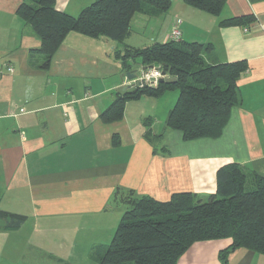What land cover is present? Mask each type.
Wrapping results in <instances>:
<instances>
[{
	"label": "crops",
	"instance_id": "1",
	"mask_svg": "<svg viewBox=\"0 0 264 264\" xmlns=\"http://www.w3.org/2000/svg\"><path fill=\"white\" fill-rule=\"evenodd\" d=\"M35 1L0 0V212L23 218L17 228L0 218V264H96L86 254L110 243L128 200L204 198L216 191V172L233 163L264 177V0H225L219 17L170 0V9L178 3L172 14L134 15L123 44L68 34L48 68L17 12ZM93 1L55 0V8L75 17ZM177 12L189 20L181 41L210 45L207 63L248 65L237 82L241 102L217 139L184 141L166 129L173 105L160 110L163 96L128 101L120 120H102L129 89L125 49L165 43ZM244 16L254 18L248 27L219 25ZM135 20L148 32L140 47L126 42ZM229 245L194 243L176 264H222ZM226 264H264V256L237 249Z\"/></svg>",
	"mask_w": 264,
	"mask_h": 264
},
{
	"label": "trees",
	"instance_id": "2",
	"mask_svg": "<svg viewBox=\"0 0 264 264\" xmlns=\"http://www.w3.org/2000/svg\"><path fill=\"white\" fill-rule=\"evenodd\" d=\"M184 3L219 17L225 0ZM170 6V0H94L74 17L58 11L55 0H38L22 4L17 12L39 39L40 47L34 53L43 56V67L48 68L68 34L123 44L131 34L134 15H162ZM252 22V16H244L221 20L219 25L248 27ZM209 51L210 45L181 40L125 49L122 60L126 73L159 65L166 77L176 81L158 83L155 88L126 89L102 114V120H120L128 101L142 96L158 99L176 90L166 129L180 132L184 141L219 138L232 108L241 102L237 82L248 65L245 61L209 64L205 61ZM127 204L110 243L92 250L90 258L96 264H176L194 243L220 239L230 240L219 254L222 264L237 249L264 256V177L248 175L237 164L216 172V191L204 198L178 193L166 202L142 197ZM0 218L7 220V228H17L23 222L20 216L2 212Z\"/></svg>",
	"mask_w": 264,
	"mask_h": 264
},
{
	"label": "built area",
	"instance_id": "3",
	"mask_svg": "<svg viewBox=\"0 0 264 264\" xmlns=\"http://www.w3.org/2000/svg\"><path fill=\"white\" fill-rule=\"evenodd\" d=\"M181 40V31H180V21L177 20L173 27L171 28L167 41L180 42ZM9 72L12 70L9 68ZM135 79L126 81V87L129 88H155L157 87L159 80L166 77L161 70H156L152 68H138L135 72Z\"/></svg>",
	"mask_w": 264,
	"mask_h": 264
},
{
	"label": "rangeland",
	"instance_id": "4",
	"mask_svg": "<svg viewBox=\"0 0 264 264\" xmlns=\"http://www.w3.org/2000/svg\"><path fill=\"white\" fill-rule=\"evenodd\" d=\"M184 2V1H183ZM178 3H176V1H173V8L176 10L177 9V7H176V5H177ZM186 5V4H185ZM186 7H188L189 9H192L191 7H189V6H187L186 5ZM174 9H169L168 10V12L167 13H171L172 14V12H173V10ZM197 11V10H196ZM197 12H200L199 14H202L203 16H210V15H208V14H206V13H204V12H201V11H197ZM175 15H177V17H180L179 18V21H180V26H181V23L184 21V25L182 26V29L184 28V29H186V21H188L189 22V20L187 19L186 20V15H185V18H184V13H182V12H180V13H176ZM211 17H213V16H211ZM174 18V17H173ZM172 18V19H173ZM167 20V19H166ZM182 20V21H181ZM165 22V21H164ZM141 24V22L140 21H137V20H135L134 21V23H133V25H132V29H133V31L135 32V33H133L132 34V38L130 39V41H126L127 43H129V44H134L135 43V45H137L138 47H140L141 46V44L142 43H146V40H147V35H148V32H145V30L143 31L142 30V27L140 26V24ZM189 32V31H188ZM135 79V78H134ZM177 95H178V93H177V91L176 90H174V91H170V92H167L166 94H164L163 95V97L160 99V106H159V109L161 110L164 106H167V107H169L170 105L172 106V105H174V103H175V99L177 98ZM84 256H85V254H83ZM87 255H89L90 256V254H86V256ZM88 257V256H87ZM85 260V262L86 263H89V262H91V261H89V260H87V259H84Z\"/></svg>",
	"mask_w": 264,
	"mask_h": 264
},
{
	"label": "water",
	"instance_id": "5",
	"mask_svg": "<svg viewBox=\"0 0 264 264\" xmlns=\"http://www.w3.org/2000/svg\"><path fill=\"white\" fill-rule=\"evenodd\" d=\"M153 68L156 69V70H161V66H159V65H154ZM135 76L136 75L133 72H129V73L126 74V78L129 81L133 80L135 78ZM175 81L176 80L174 78L165 77V78L159 80V83H163V84H173V83H175Z\"/></svg>",
	"mask_w": 264,
	"mask_h": 264
},
{
	"label": "clouds",
	"instance_id": "6",
	"mask_svg": "<svg viewBox=\"0 0 264 264\" xmlns=\"http://www.w3.org/2000/svg\"><path fill=\"white\" fill-rule=\"evenodd\" d=\"M129 88V87H128Z\"/></svg>",
	"mask_w": 264,
	"mask_h": 264
}]
</instances>
